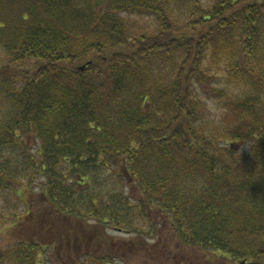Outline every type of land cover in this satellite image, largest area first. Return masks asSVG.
Segmentation results:
<instances>
[{"label": "trees", "instance_id": "1", "mask_svg": "<svg viewBox=\"0 0 264 264\" xmlns=\"http://www.w3.org/2000/svg\"><path fill=\"white\" fill-rule=\"evenodd\" d=\"M164 231L264 264V0H0V264H149Z\"/></svg>", "mask_w": 264, "mask_h": 264}, {"label": "rangeland", "instance_id": "2", "mask_svg": "<svg viewBox=\"0 0 264 264\" xmlns=\"http://www.w3.org/2000/svg\"><path fill=\"white\" fill-rule=\"evenodd\" d=\"M84 68V67H83ZM220 104H213L212 109L214 111V113L219 114L220 112V106H218ZM219 109V111H218ZM243 145L238 146L237 148L240 149V151L243 149L242 148ZM34 193H38L39 192V188L37 187ZM111 234L115 237H121V236H126L123 233H119V232H113L110 231ZM162 237L160 238V241H152L153 243L157 242V244L155 245L156 248H154L153 250L151 249V256L149 254H145V259L147 263L149 264H175L177 261V264H233L231 262H229L228 259H225L222 261L218 260V261H211V260H207L205 257L202 256L203 252L200 249L194 248V247H177L176 246V242L174 241L175 239H171L167 240L166 239V233L165 231L161 234ZM2 235H0V252L5 249L8 245V243L11 241L10 239H4L1 237ZM169 242V246H167V243ZM182 246V245H181ZM165 247H167V249L165 250ZM58 255H56L57 257ZM174 259V262H170L172 259Z\"/></svg>", "mask_w": 264, "mask_h": 264}]
</instances>
